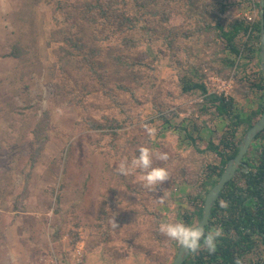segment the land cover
Returning a JSON list of instances; mask_svg holds the SVG:
<instances>
[{
	"label": "rangeland",
	"instance_id": "rangeland-1",
	"mask_svg": "<svg viewBox=\"0 0 264 264\" xmlns=\"http://www.w3.org/2000/svg\"><path fill=\"white\" fill-rule=\"evenodd\" d=\"M87 1L0 0V264H35L44 256L68 263L79 246L87 264H172L179 243L159 225L185 224L180 218L192 213L188 197L205 168L220 166L207 145L218 143L225 125L202 110L199 90L182 91L181 79L210 92L214 78L226 81L243 115L260 102V63L242 51L226 65L216 29L256 22L257 0H228L225 8L219 0H148L136 47L118 53L135 67L140 62L136 73L110 51L125 48L116 29H90L75 9ZM78 30L82 51L64 43L65 32ZM94 46L102 49L96 62L85 61ZM14 52L19 59L9 56ZM93 71L107 77L103 84ZM141 146L151 150L153 167L169 173L152 190L139 180L141 170L115 171Z\"/></svg>",
	"mask_w": 264,
	"mask_h": 264
},
{
	"label": "trees",
	"instance_id": "trees-1",
	"mask_svg": "<svg viewBox=\"0 0 264 264\" xmlns=\"http://www.w3.org/2000/svg\"><path fill=\"white\" fill-rule=\"evenodd\" d=\"M148 0H88L83 4V8L75 9L84 12V18L90 29H100L113 26L117 34L122 37L121 42L124 49L111 48L112 54L117 56L116 60L122 59L121 53L128 48L136 47L137 42L135 33L140 21L141 10L146 7ZM153 1V0H149ZM185 1V0H179ZM189 1V0H187ZM144 2V4H143ZM260 0L253 4V8H259ZM220 7H229L231 4L228 0H219ZM69 12V11H68ZM74 14L68 13L67 20H74ZM219 20V19H218ZM76 25H74L75 27ZM72 27V25H71ZM69 27H63L68 29ZM211 30V27L209 26ZM70 29V28H69ZM218 37L223 44V52H227L229 57L224 58V62L229 67L234 66V61L230 55L245 57L250 61L260 63V15L254 23H249L245 19H238L228 27L221 23L216 26ZM134 30V31H133ZM64 43L68 44L73 50H84L81 31L75 33L65 32ZM115 35V33H114ZM246 38L242 44L240 39ZM244 48V50H243ZM84 58L96 62L94 58L102 49L94 46L89 49ZM243 51V52H242ZM68 53L69 50H67ZM242 52V53H241ZM120 53V55L118 54ZM19 59L20 54L13 53L9 55ZM122 65L133 70L134 73L140 62L127 63L122 59ZM100 66V65H99ZM93 73L104 83L106 78L103 73ZM259 80L255 87L262 92L258 107L248 115H243L238 111V107L233 98H227L217 94L209 93L206 86L200 81L181 79L182 91L185 93L199 90L204 97L203 111H213L212 113L220 117L225 125L218 143L210 141L207 145V151L214 153L221 158L220 166L205 168V176L201 184L196 187V192L205 191V195L196 192L189 196V204L193 207L192 213H183L181 218L185 224L193 225V219L201 220L204 201L209 190L220 179L227 163L237 156L239 143L242 140L239 132L243 129L246 131L261 117L264 110V74L261 69L258 72ZM185 130V129H184ZM186 131V130H185ZM244 136V135H243ZM248 165V172L241 168L233 180L228 182L220 194L212 214L206 232L215 227H222L223 236L218 239L217 250L215 254H209L203 247L197 253H191L184 264H264V131L254 140L249 152L244 158ZM227 203V207H221L220 202Z\"/></svg>",
	"mask_w": 264,
	"mask_h": 264
},
{
	"label": "clouds",
	"instance_id": "clouds-1",
	"mask_svg": "<svg viewBox=\"0 0 264 264\" xmlns=\"http://www.w3.org/2000/svg\"><path fill=\"white\" fill-rule=\"evenodd\" d=\"M143 127L149 135L155 134L156 130L149 125L144 124ZM138 153V156L133 157L130 162L127 160L121 161L115 169L116 173L121 176H128L136 169L141 170L142 174L139 176V180L143 183V187L149 190L168 181L169 173L165 168L152 166V152L149 148L141 146ZM156 155L157 159L161 161L168 159L167 153H157ZM159 202L163 203L164 198H159ZM220 206L227 207V203L221 201ZM111 223L113 228L118 227L115 219ZM159 231L169 239L178 242L185 252L191 253H197L203 247L209 254H215L218 239L223 236L222 227H215L206 232L205 227L202 225L188 226L182 222L161 223ZM236 264H240V261L237 260Z\"/></svg>",
	"mask_w": 264,
	"mask_h": 264
},
{
	"label": "water",
	"instance_id": "water-1",
	"mask_svg": "<svg viewBox=\"0 0 264 264\" xmlns=\"http://www.w3.org/2000/svg\"><path fill=\"white\" fill-rule=\"evenodd\" d=\"M259 8H260L259 15H260V24H261V30H260L261 46H260L259 56H260V67L264 74V0H260ZM263 131H264V110L258 121H256L242 137V140L239 143V151L237 156L231 159L227 163L220 179L207 193L204 201L202 218L196 226L202 225L205 227L206 230V227L208 226L210 221L213 207L215 206L217 200L219 199L220 194L225 188L226 184L234 179V177L241 168L244 170V172H248L249 167L244 162V158L249 152L256 137ZM190 255L191 252H185L183 247L179 245L177 249L176 257L173 260L172 264H184Z\"/></svg>",
	"mask_w": 264,
	"mask_h": 264
},
{
	"label": "built area",
	"instance_id": "built-area-1",
	"mask_svg": "<svg viewBox=\"0 0 264 264\" xmlns=\"http://www.w3.org/2000/svg\"><path fill=\"white\" fill-rule=\"evenodd\" d=\"M248 21L251 22L253 21L252 18H248ZM213 86L216 87V90L213 92L209 93H213V94H217V95H222L224 97H228L229 91H230V85L221 79H216L214 78L213 80ZM206 86V84H204ZM207 88V87H206ZM201 101H203V98L201 99ZM80 251H74L72 254L74 255L73 259H66L68 261V263H66V261H63V259H58L56 256H44L40 259L37 260V262L35 264H84L85 263V259H84V253H83V246H79L78 247Z\"/></svg>",
	"mask_w": 264,
	"mask_h": 264
},
{
	"label": "crops",
	"instance_id": "crops-1",
	"mask_svg": "<svg viewBox=\"0 0 264 264\" xmlns=\"http://www.w3.org/2000/svg\"><path fill=\"white\" fill-rule=\"evenodd\" d=\"M84 264H87V259H86V263H84Z\"/></svg>",
	"mask_w": 264,
	"mask_h": 264
}]
</instances>
